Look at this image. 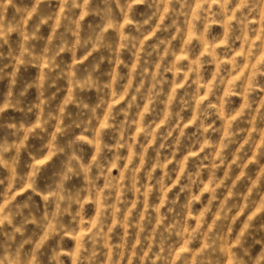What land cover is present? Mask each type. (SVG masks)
<instances>
[{
	"label": "clouds",
	"instance_id": "1",
	"mask_svg": "<svg viewBox=\"0 0 264 264\" xmlns=\"http://www.w3.org/2000/svg\"><path fill=\"white\" fill-rule=\"evenodd\" d=\"M0 264H264V0H0Z\"/></svg>",
	"mask_w": 264,
	"mask_h": 264
}]
</instances>
